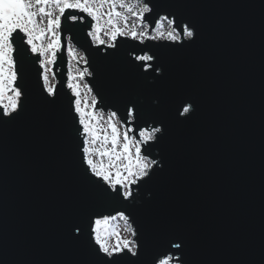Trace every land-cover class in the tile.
I'll return each mask as SVG.
<instances>
[{
  "label": "water",
  "instance_id": "water-1",
  "mask_svg": "<svg viewBox=\"0 0 264 264\" xmlns=\"http://www.w3.org/2000/svg\"><path fill=\"white\" fill-rule=\"evenodd\" d=\"M148 2L150 35L159 15L179 13L196 26L195 43L117 37L114 48L95 46L91 18L66 10L83 19L62 18L53 96L44 90L41 56L16 41L25 49L14 53L24 95L16 119L0 125V264H88L69 227L117 210L153 250L163 234L184 239L194 264H264V0ZM69 43L87 60L77 67L90 72L84 81L95 112L122 119L132 101L149 122L164 121L161 140L142 148L164 170L143 189L133 185V200L101 201L85 180L84 137L67 87ZM145 53L157 57V80L137 67L143 62L134 57ZM178 100L195 105L183 124L175 118Z\"/></svg>",
  "mask_w": 264,
  "mask_h": 264
},
{
  "label": "snow or ice",
  "instance_id": "snow-or-ice-1",
  "mask_svg": "<svg viewBox=\"0 0 264 264\" xmlns=\"http://www.w3.org/2000/svg\"><path fill=\"white\" fill-rule=\"evenodd\" d=\"M105 5L108 6L107 12L104 11ZM53 6L55 11L52 10ZM185 6L184 3L176 4L177 8ZM117 7L131 14L136 23L130 26L128 15L116 11ZM66 10L85 13L92 21H96L91 25L92 31L88 35L93 36L100 44H105L104 40L99 39V33L103 30L100 20L106 17V23L110 26V31L105 33L109 37L106 44L108 48L116 46L117 37H128L132 40L139 38L140 43L149 39L166 38L179 44L187 41V46L195 43L197 38L196 26L181 19L179 13L159 15L155 21L157 35H150L146 21L148 15L154 12V5L148 0H136L134 3L125 0H0V125L16 119L21 97L24 95L17 84V61L14 53L21 54L25 49L17 48L16 41L27 44L33 54L45 56L47 53L48 58L40 64L41 68H46L54 63L56 53L61 47L62 18L73 23L83 19L71 12L65 15ZM45 17L46 28H40L38 25L44 23ZM120 21L123 22V27L120 26ZM45 35L49 39L47 46L38 47L34 41L42 40ZM68 55H73L71 48ZM80 59L87 63L85 57L81 56ZM134 59L143 62L137 65L138 68H143L145 72L151 69L156 73L154 80L163 75L161 67H153L151 63L157 59L155 55L145 53L136 55ZM83 76L84 72H81L80 79ZM43 79L44 90L48 96H53L54 89L47 85L48 77L44 75ZM68 79V89L74 97H79V84L71 82L75 79L71 75ZM84 87L87 88L88 85L85 84ZM96 103L97 100L93 97L92 106L95 107ZM87 107V102L82 109L81 101L75 100V113L82 129V132L77 129V134L84 137L81 151L82 163L86 166L85 180L101 201L118 202L121 198L123 201L133 200V185L143 189L158 172L164 170V165L159 161L142 154V148H151L165 135L164 121L152 116L149 122V113L142 105L129 101L125 107V117L121 119L116 111H110L106 120L107 128L101 129L98 126L99 118L94 112L87 111ZM194 110L195 105L191 101L178 100L175 113L177 123L183 124L191 120ZM121 125L125 127L122 137L119 131ZM108 130L111 132L110 137ZM97 141H102L103 150L95 148ZM109 143L110 150L107 147ZM94 157L101 158V161L106 157L109 163H97ZM121 161L120 164L116 163ZM117 217L128 225L129 216L124 211L117 210L115 215L97 218L94 222L90 218H84L69 227L68 238L74 243L83 242L87 249L90 257L88 264H194L188 259L184 239H169L162 234V246L153 250L147 242L142 243L139 240L137 229L130 225L126 229L129 238H121L114 229H109V221ZM112 235L116 236L114 244L109 242V236Z\"/></svg>",
  "mask_w": 264,
  "mask_h": 264
},
{
  "label": "rangeland",
  "instance_id": "rangeland-1",
  "mask_svg": "<svg viewBox=\"0 0 264 264\" xmlns=\"http://www.w3.org/2000/svg\"><path fill=\"white\" fill-rule=\"evenodd\" d=\"M125 2L134 3V2H136V0H125ZM52 10L55 11L54 6L52 7ZM104 11L105 12L108 11V6L107 5H105ZM116 11H119L121 13H124L125 15H128V17H129L128 24L130 26L132 24L136 23L135 19L131 16V14L125 13L124 9H120L119 7H117ZM39 19H40V17L38 16L37 20H39ZM46 23H47V18L45 17L44 18V23L39 24L38 26L40 28H46ZM93 23L95 24L96 21H93ZM119 23H120V26L123 27V22L120 21ZM100 24L103 25V30L99 33V39L100 40H104L105 44H100L98 40L93 38V36H90V38H91V40H92V42H93V44L95 46H99V45L106 46L107 42L109 41V37L105 33L110 31V26H108L107 23H106V17L104 19L100 20ZM147 31L150 34V26H149L148 23H147ZM89 32H91V31H89ZM151 35L152 36H156L157 35L156 24H155V28L153 29ZM150 40L159 42V40L160 41H164V40H167V39L166 38H161V39H150ZM134 41H139V38L137 40H134ZM146 41L147 40H145L143 43H146ZM37 42L39 43L40 46L46 47L48 42H49L48 36L45 35V37L42 40H38ZM69 48L72 49V52H73L72 56L68 55ZM67 56H68V63H69L68 64V77H69V75L74 77L75 79H73L71 82L74 83V84H79V86H80L79 89H78L80 91V96L76 97V100L79 99L81 101V108L82 109L85 107V102H87V104H88L87 111L94 112V107L91 104V101H92L94 95L92 94L91 91H89V89H90L89 87H87V88L84 87V85L87 84L84 81V77L90 75L89 74L90 72H89V70L87 68L86 69H82V71L84 72L85 76H83V79H80V73L82 71L80 70L79 67H86L85 60L84 59H80L81 56L84 57V54L80 50L76 49L74 46H72L69 43L68 47H67ZM77 66H79V67H77ZM44 75H46L48 77L47 85L52 87V88H54L55 78H54L53 73H52V64H49V65H47L46 68H43V76ZM43 81H44V79H43ZM68 83H69V79H68ZM44 85H45V83H44ZM94 113L99 118L98 126L101 129H106L107 128L106 120H107L108 114H105L102 111H98V112H94ZM119 131H120L121 137H122L123 132H124L123 125L120 126ZM107 134L109 135V137L111 136L110 130H108ZM90 147H91V145H90ZM107 147L110 150L111 149V144L109 143L107 145ZM95 148L98 149V150H103L102 141H97V144L95 145ZM94 159H96L97 163H100V162H103L105 164L109 163L108 158H106V157L103 158L102 161H101V158H99V157H94ZM116 163L120 164V163H122V161L121 162H116ZM113 171H114V169H113ZM128 226H129V224L126 225L124 220H121V219H119L117 217V219H115V220H110L107 227L109 229H114L116 231V233L119 235V237H121V238H129V232L126 230ZM109 242L114 244L116 242V236L115 235L109 236Z\"/></svg>",
  "mask_w": 264,
  "mask_h": 264
}]
</instances>
